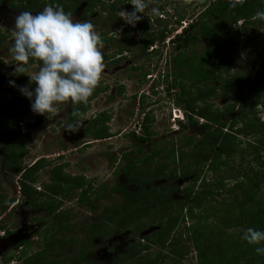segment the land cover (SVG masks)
<instances>
[{
	"label": "rangeland",
	"instance_id": "obj_1",
	"mask_svg": "<svg viewBox=\"0 0 264 264\" xmlns=\"http://www.w3.org/2000/svg\"><path fill=\"white\" fill-rule=\"evenodd\" d=\"M201 1L202 0H102L105 5H110L112 2L116 5L112 10L113 17L110 16L112 14L107 12L110 11V8H102V10H105L102 16L107 19L105 24L102 23L103 19L96 21L100 23L97 28L101 36H105V38L112 36L114 33L119 34L118 30H122V28L126 29L132 36V41L129 42V45L136 50L138 48L137 40L140 38V33L141 36H145L144 38L155 39L154 35L157 31L166 28L173 29V31L168 33L163 43L155 39L154 42H156V47H153L155 51H153L151 57L149 56L146 58L140 55L139 52L129 53L130 61L136 66H139L138 70H131V67H129L127 70L123 71V69H119L118 67L115 68L113 64H106L103 65L104 67L100 68L102 73L105 72L107 74L104 75L100 74V71L96 74L94 71L88 69V73L86 72V76L83 80L84 84L96 80L101 81L104 85L108 84L113 88L116 83L122 84L123 82L125 85H122L121 94L119 92L116 93V97H113L112 101L104 103V98H99L96 105L86 107L84 113H79L76 116V124L73 123L76 130L84 128L83 130L85 132L83 134L76 133L71 140L68 139L66 141L62 138L61 132L65 124V111L62 105H58V103H61V99H63L58 88L61 86V81L65 80L70 82L72 75H75L77 69L76 65L68 62L62 63L61 60L63 59L65 61L66 58L63 56H70L69 51H71V44L75 42L78 37L84 35V38L89 40L91 36L97 33L96 29L92 30L91 27L93 26L88 29L86 24L85 26L83 24L80 25L76 15L74 17L71 15L65 18L70 24L64 36V40L66 41L63 40L62 43L52 47L54 51L51 53L52 58L60 60L57 65L51 67L49 70L52 76H54V82L52 81L53 84H50V78L46 83H44L42 79L39 83H31L38 89H42L43 86H46L47 91H52V98L54 102L57 101L58 103L52 104V109H50V111L41 109L45 105H48L42 96L38 98L40 94L36 97L31 96L29 99L30 101L27 103L20 104L16 101H12L11 96H13V90L10 89V87L14 80L11 78L2 83L0 81V110H3L6 106L14 107L15 111L12 116H10L12 120L11 124H13V127H18L0 131V196H4L7 201L12 200L7 210L4 213L0 212V219L4 227L11 228V230H13L12 233L17 232V236L15 237H11L12 233L8 234L6 232L4 236H0L2 237L0 238V264H22L25 256L43 248L46 242L49 241V236H51L50 233L54 231L52 222H55L54 219L47 218L48 223L46 225H41L35 218H41L44 212L42 210L33 209L30 202L27 200L21 201L22 193H18L16 187L18 181L15 182L17 177H14L13 173L4 169L2 163L1 150L5 144L24 140L26 152L22 156L23 168L28 167L36 159L41 157L50 161L41 166L35 174L36 180L34 181V187L37 194L38 192L42 193L43 199L59 200L58 197L54 195L49 198L48 191L44 189V185L49 183V173L54 166L61 164V170L67 177L81 178L82 185L79 188L73 189L70 197L67 195V198H63L62 201L59 200L60 206L58 211L67 213L69 215L68 223L73 224V226H71V230H64V243L61 244L57 242L56 245H60L57 247L55 245L53 248L56 247V250L52 252H62L69 257L72 254L70 249H77L76 246L72 245L73 242L70 243V241L83 239L84 233L81 229L95 222L104 207H114L123 202V195L118 192H111V188L117 183L121 185L124 184L127 189L135 188L132 184H127L120 173L127 162L123 156L124 154H127L128 157L132 156L137 158L144 154H150L155 147L160 149L161 157L165 152V147L170 148L172 144H174L177 148L180 136L192 135L196 140L201 137L199 134L200 129L197 128L198 126L189 125L184 114H182L183 111L181 107H177L172 101V98L175 99V96L172 94H176L177 91L174 90L168 93L160 76V74L169 70L168 60L170 57L182 50L186 53L200 52L203 44L206 43V41L202 43L198 41L192 45L178 47L175 46L174 43L169 42V39L175 36V34L185 32L189 22L193 20L198 13ZM3 5L4 4L0 5V7ZM46 11L50 12L52 9L49 8ZM3 12L4 10L1 9L0 14H3ZM177 13L183 15L180 22H176L175 20ZM37 14V12H20L19 17H22V20L25 22H31V20L34 19L37 21L39 20ZM257 18L258 17L255 16L251 18L250 21L257 20ZM240 24L241 22L237 21L236 27ZM43 29L45 30L44 27ZM247 29L248 30L245 31L242 30L239 36L240 44L237 51L232 56L233 64L229 72L226 73L224 70L216 72L217 77L220 78L215 84L216 87L224 83V80L229 79L232 74L242 76V74L251 67H253V71L258 69L260 58H257V52L260 48L264 50V28L259 25L248 24ZM251 37L255 38L257 41L261 40V44L258 48H256L255 41H248ZM104 43L109 44V42ZM111 45L112 44H110V48L106 47V50H103L102 46H100L94 51V57L104 58V56L111 55L113 51ZM17 48L18 47L15 45H9L8 49L5 50L6 52H0V56L5 57L6 60H9L10 57H16L15 51ZM147 69H149L150 73L143 81V78L141 79L139 77V73H143ZM26 71L30 73L29 77L32 78L33 76L31 74H34V68L30 66ZM43 73L46 77L49 76L48 72ZM101 82L98 84H101ZM22 85L26 90H28L30 86ZM219 90L220 89H217V92ZM118 91H120V88ZM125 93L126 95H124ZM258 93V95L246 101L245 105L247 108L241 112L245 111L247 117L256 116V118L263 122L264 126V86ZM129 95H131V97H129ZM133 96H135V98ZM232 101V96L218 94L217 96L207 98L205 104H212L213 108L221 109ZM195 106V109H197L203 106V103H197ZM136 108H138L137 111ZM146 110L149 114V121L146 124L153 134L149 141L143 143V153L137 154L136 150L138 147L134 143V138H131L128 133L134 131L136 134H142L137 123L142 122L143 113L147 112ZM92 111L96 114L100 112H107V114L104 113L105 119L103 121L94 120L88 125H83L85 116L89 117ZM32 114H40L41 117L36 120L30 119ZM228 116H236L235 111L230 112ZM195 119L198 121V124L204 122L203 118L195 117ZM15 120L22 121L21 125L14 124ZM178 121H183L184 126L181 127ZM40 124H42V127L37 126ZM43 124L48 125L45 127ZM238 125L241 126L242 123ZM71 128L74 127L71 126ZM100 128H103V133L106 135H99V133H97ZM101 136L106 137L100 138ZM88 141L91 143H86ZM238 143L239 147H236V153L232 155L231 158L226 160L224 156H222L220 159L212 160L210 164L208 163V165L212 166V169L209 170L207 166H205L200 171V176L194 185L195 190L202 187L200 181L209 180L210 185L205 187V194L208 195L210 199L204 206L198 207V205H196L194 210H192L193 213L191 217L188 216L184 221L181 220L178 227H176L179 231H184L182 238L179 239L176 245V248L182 253L181 256L174 253L172 250V244L176 243H172L173 241L170 243L172 233L169 236V241L165 240L164 243H161L159 241V236L163 234V232L159 230V227L155 228V225H152L149 220L148 223L144 225V228H142L143 230L141 231L143 232L134 235H129V231H122L118 234L111 232L102 238H94V247L90 248L93 259L98 263L108 264L116 259L118 255H122L125 257L124 264H132L131 258L127 259L128 257L126 254L130 247L129 244L136 243L137 250L142 249L140 254L143 255V257L152 258L155 257L158 252L164 253L162 257L163 261L159 264H200L198 250H196L195 246L192 244V240L187 233L190 232L193 227H197L199 230H209L210 227H208V225L211 224L214 225L215 228H213L216 229V232L213 235H207L206 238L203 237V243L205 245L216 240L226 243L228 246L234 241L241 243L242 239H245L249 233L248 230H246L244 226L233 224L232 219L229 221L224 220V222L222 220L227 218L226 215H231L232 217L236 215V212L232 213L230 208L231 203L229 201L235 194L241 195V192L238 193V190L236 193L230 192V187L241 179L244 180V173H249L248 164L251 167L258 168L259 163L254 159L256 155L254 152L255 149L251 146V144H258L254 133L239 135ZM258 148L261 147L258 146ZM240 149H243V153L241 154L244 155L243 158L240 157ZM183 150H188V147ZM261 155H264V149L261 150ZM160 160L162 162L165 161L163 156ZM156 165V162H154L153 166ZM181 165L183 164H176V167L180 168ZM251 173H253V171ZM220 179H223L225 184V188L222 190L218 189L216 183ZM188 180L184 179L185 182L179 180L178 183L183 188L188 185ZM90 186L95 188V192L91 191L89 194L92 202L97 206L94 210L84 205V203H80L78 196L82 190L88 189ZM210 190H212L211 193H209ZM200 191H202V189ZM254 198L259 202L264 201V182L260 184ZM219 207L221 209H219ZM150 233L152 234L143 238L144 235ZM45 234L48 236L46 240L43 239ZM55 235L62 236V233L56 231ZM23 240H27L29 243L19 248L13 247ZM14 241H16V243H13ZM65 255H63V257ZM3 257H11V259L5 262L2 260ZM222 261H225V258L216 260V262L224 264Z\"/></svg>",
	"mask_w": 264,
	"mask_h": 264
},
{
	"label": "trees",
	"instance_id": "obj_2",
	"mask_svg": "<svg viewBox=\"0 0 264 264\" xmlns=\"http://www.w3.org/2000/svg\"><path fill=\"white\" fill-rule=\"evenodd\" d=\"M51 1L54 2V0ZM80 2H84L86 7H90L97 1L58 0V6L60 8L65 7L69 11L73 5ZM42 3L41 0L35 1L37 7ZM113 6L110 8L112 9ZM201 6V11L189 22L185 32L175 34L169 39V42L178 47L192 45L198 41L201 43L206 41V43L203 44L200 52L186 53L182 50L170 57L168 60L169 70L164 75L160 74L168 93L177 91L176 94H172L175 96L172 101L177 107H181L189 125L198 126L201 137L196 140L192 135L180 136L177 148L174 144L170 148L164 146L165 152L162 155L165 159L164 162L160 160L162 158V156L160 157V149L155 147L150 154H144L137 158L128 157L127 154H124L127 162L120 173L125 182L132 184L135 188L127 189L124 184L118 183L111 188V192H118L123 195V202L114 207H104L95 222L81 229L84 233L83 239L70 241L77 249H70L72 254L69 257L62 252H52L60 245H56L57 242L64 243V230H71V226H73V224L68 223L69 215L64 211H58L59 200L62 201L63 198H67V195L70 197L73 189L82 185L81 178L67 177L61 170V164L54 166L49 173V183L44 185V189L48 191L49 198L54 195L59 200L43 199L42 193L38 192L37 194L34 187L35 174L41 166L50 161L45 160V158L37 159L19 176L21 201L27 200L33 209L44 212L41 218H35L41 225L48 223L47 218L54 219L55 222H52L54 231L50 233L51 236H49V241L46 242L45 246L25 256L22 264H101L93 259L90 249L94 247V238H102L111 232L118 234L122 231H129V235H134L143 232L141 230L149 220L152 225H155V228L159 227V230L163 232L159 236L161 243H164L165 240L169 241V236L172 233L170 243L176 242L172 244V250L181 256L182 253L176 248V245L182 238L184 231H179L176 227L181 220L184 221L188 216L191 217L192 210L196 205L198 207L204 206L210 199L205 194V187L210 185L209 180L200 181L202 187L195 190L194 185L200 176V171L205 166L209 170L212 169V166L208 165L212 160L220 159L222 156L226 160L231 158L236 153V147H239V135H249L250 133L255 134L258 142V144H251V146L255 149L254 159L258 161L259 167L254 168L248 164L249 173H244V180L241 179L230 187V192L236 193L238 190L241 195L235 194L229 201L231 211L232 213L236 212V215L234 217L226 215L227 218L222 220L224 222V220L232 219L233 224L244 226L249 233L245 239H242L241 243L234 241L229 246L218 240L206 245L203 243V237L206 238L207 235L215 234L216 229H214L213 224L208 225L209 230H199V228L193 227L187 234L198 250L200 264H221L216 260L222 258H225V261H222L224 264H264V201L259 202L254 198L260 184L264 182V155H261V150L264 149V126L263 122L256 116L247 117L245 111L241 112L247 108L246 101L258 95V92L263 89L264 50L260 48L257 52V58H260L257 70L253 71V67H251L242 76L232 74L229 79L223 81L224 83L218 87L215 86L220 79L216 72L224 70L228 73L233 64L232 56L240 44L239 36L242 30H248V24L259 25L264 28V0H210V2L203 0ZM255 16L258 17L257 20L250 21ZM175 17L176 22H180L183 15L177 13ZM237 21L241 22L238 27H236ZM172 31L173 29L170 28L157 31L154 38L163 43L165 37ZM155 39H149L146 47L156 44ZM248 41H255L256 48L261 44V40L257 41L253 37L249 38ZM94 89V87L88 89L86 97L95 96L97 91ZM217 89L220 90L217 92ZM12 93L15 98L31 95V93L25 94L21 90L19 92L12 91ZM218 94L232 96L233 101L221 109L213 108L212 104H205L207 98ZM79 102V105L75 103L78 105V109L73 105L74 109L70 111L71 115H75L74 118L78 113L85 111V108L81 109V105L88 103L85 100ZM200 102L203 103V106L195 109V105ZM14 111L15 109L9 107L0 112V131L10 130L13 127L10 116ZM232 111H235L236 116H228ZM40 117V114H32L30 119ZM195 117L203 118L204 122L198 124ZM104 119L105 114H100L96 120L103 121ZM148 121L149 114L147 111L144 113L139 126L142 134H136L134 131L128 133L131 138H134V143L138 147L137 154L143 153V143L152 137L153 133L146 124ZM21 123L22 121L18 120L14 122L17 125H21ZM239 123L242 125H238ZM178 124L181 127L184 126L183 121H178ZM97 133L106 135L103 133V128H100ZM105 137L101 136L100 138ZM186 147L188 150H183ZM25 152L24 140L5 144L2 148L4 169L16 174L20 173L22 171V156ZM239 153L240 157L243 158L244 155H241L243 149H240ZM154 162H156V166H153ZM179 163L183 165L177 168L176 164ZM252 171L253 173H251ZM184 179H189L188 185L182 188L178 182L179 180L184 181ZM216 183L218 189L225 188L223 179ZM201 189L202 191H200ZM91 191L95 192V188L90 186V188L82 190L78 196L80 203H84L94 210L97 206L91 200L89 195ZM11 201L0 196V212L4 213ZM220 207L219 209H221ZM0 227L7 230L2 223H0ZM56 231L61 232L62 236L55 235ZM6 232L9 234L11 230ZM152 233L144 235L143 238ZM43 237L44 240L48 238L47 234ZM28 243L27 240H23L13 247L19 248ZM55 245L56 247L53 248ZM129 246L126 255L127 259L131 258L132 264H159L163 261L164 253L158 252L155 257L148 258L140 254L142 249L137 250L136 243H131ZM63 255L65 256L63 257ZM10 259L11 257L2 258L5 262L10 261ZM124 259V256L118 255L108 264H124Z\"/></svg>",
	"mask_w": 264,
	"mask_h": 264
},
{
	"label": "flooded vegetation",
	"instance_id": "obj_3",
	"mask_svg": "<svg viewBox=\"0 0 264 264\" xmlns=\"http://www.w3.org/2000/svg\"><path fill=\"white\" fill-rule=\"evenodd\" d=\"M35 1L36 0H0V5L4 4L0 7V10H4L3 14H0V52L7 50L9 45H15L18 47L15 51L16 57H10L9 60H6L5 57L0 56V81L2 83L5 80H10L12 78L14 82L10 89L17 92L21 90L25 92V94L31 93L30 96H23L21 98H15L12 93V101H16L20 104L27 103L28 101H30L29 99L31 98V96L36 97L38 94H40L38 98L42 96V98H44L46 104L48 105H45L41 109L50 111V109H52V104L58 103L57 101L54 102L52 98V91H50V94V92L47 91L46 86H43L42 89H38L31 83H39L41 79L44 83H46L50 78V84H53L54 76H52V73H50L49 70L51 67L57 65L60 60H55L52 58L51 53L54 52L52 47L56 44L62 43L64 40V36L66 35L67 31L66 29L68 26H70L65 18L70 17L71 15L74 17L76 15L77 21L80 25L83 24L85 26L86 24L88 29L93 26L91 27L92 30L96 29L97 31V33L91 36V38L89 37V40H86L84 38V35L78 37L77 40H75V42L71 44V51H69L70 56H63L66 59L65 61L63 59L61 60L62 63L68 62L70 64L76 65L77 69L76 73L74 72L75 75H72L70 82L63 80L61 81L60 88H58V91L61 92V95L63 96V99H61V103H58V105H62V108L65 111V124L62 127L61 133L62 138L67 141L68 139H73V135H75L76 133L83 134L85 132L83 130L84 128L76 130L74 125L76 124V119L74 118L75 115L70 114V111L74 109L73 105H75V103L79 105L80 100H82L83 102L85 100V102H88L89 104L84 103V105H81V109H84L88 106L90 107L92 105H96L97 101H99V98H104V103L110 102L112 101L113 97H116V93L119 92L121 94V88H123L122 85H125V83L123 82L122 84L116 83L113 88L108 84L104 85L101 81L96 80H92L93 82L89 81V83L84 84L83 80L86 76V72L88 73V69L98 74L100 68L104 67L103 65L113 64L115 68L118 67L119 69H123V71L127 70L129 67H131V70H138L139 66H136L133 62L130 61L131 59L129 57V53L139 52L140 55L148 58L149 56L151 57L153 55V51L155 50L152 48V45L149 46L151 48L146 47L149 39L144 38L145 36H141V33L140 38H136L138 39V48L136 50L131 48L129 42L132 41V36L130 35L129 31L123 28L122 30H118L119 34L114 33L108 38H105V36H101L97 28L100 23L96 21L103 19L102 23L105 24L107 22V19L102 16V13L105 12V10H102V8H110L112 5H114L113 8H110V11L107 12L109 14H112L110 16L113 17L112 10L116 7L114 2H112L110 5H105L102 0H96L97 2L90 7H86V4L84 2H80L79 4L73 5L68 11L65 7L60 8L58 6V0H54V2H52L51 0H41V2L43 3L39 7L35 5ZM207 1L210 2V0ZM49 8L52 9V11H46ZM201 9L202 6H200L198 12H200ZM20 12H37V17L39 18V20L36 21V19H34L31 20V22H25L24 20H22V17H19ZM43 27L45 28V30L43 29ZM104 42H109V44H105ZM110 44H112L111 47L113 48L111 55L104 56V58L94 57L95 50H97L100 46H102L103 50H106V47L110 48ZM153 45L156 47V44ZM30 66L34 68V74H31L33 76L32 78L29 77L30 73L26 71V69ZM43 72H48L49 76L46 77ZM149 73L150 71L149 69H147L145 70V72L139 73V77L141 79L143 78L144 81ZM100 74L107 75L105 72L102 73L101 71ZM162 75H164V73H162ZM99 82H101V84H98ZM22 84L30 85L28 87V90H26ZM92 87H94V90L97 91L96 95H89L88 97H86L87 90ZM119 88L120 91H118ZM124 95H126V93ZM129 97H131V95H129ZM133 97L135 98V96ZM78 105H75L77 109ZM9 107L11 109H15L12 106H6L4 109H7ZM137 109L138 108H136V111ZM84 112H81L80 114ZM104 113L107 114V112H100L96 114L92 111L89 117L85 116V122H83V125H88L89 123L99 118L100 114ZM43 125L47 127L48 124ZM137 125L140 126V122H138ZM37 126L42 127V124ZM71 126L74 128H71ZM13 128L18 127L14 126ZM86 143L91 142L88 141ZM28 167H22V171L18 174L11 171L10 172L13 173L14 177H17V180H19L20 174ZM17 180H15V182ZM17 185H19L18 182Z\"/></svg>",
	"mask_w": 264,
	"mask_h": 264
},
{
	"label": "clouds",
	"instance_id": "obj_4",
	"mask_svg": "<svg viewBox=\"0 0 264 264\" xmlns=\"http://www.w3.org/2000/svg\"><path fill=\"white\" fill-rule=\"evenodd\" d=\"M38 159H39V158H38ZM36 160H37V159H36ZM36 160H35V161H36ZM35 161H34V162H35ZM34 162H33V163H34ZM17 181H18V180H17ZM17 189H18V193H21V191H20V186H19V185H17ZM0 223H2V220H0ZM6 228H7V227H6ZM0 229L4 230V232H6L7 230H11V228H7V230H6L5 228H1V227H0ZM12 232H13V230H11V233H12ZM6 233H7V232H6ZM3 236H4V235H3ZM0 238H2V237H0ZM6 264H7V263H6Z\"/></svg>",
	"mask_w": 264,
	"mask_h": 264
},
{
	"label": "built area",
	"instance_id": "obj_5",
	"mask_svg": "<svg viewBox=\"0 0 264 264\" xmlns=\"http://www.w3.org/2000/svg\"><path fill=\"white\" fill-rule=\"evenodd\" d=\"M5 234L4 230L0 229V236H3Z\"/></svg>",
	"mask_w": 264,
	"mask_h": 264
},
{
	"label": "water",
	"instance_id": "obj_6",
	"mask_svg": "<svg viewBox=\"0 0 264 264\" xmlns=\"http://www.w3.org/2000/svg\"><path fill=\"white\" fill-rule=\"evenodd\" d=\"M17 233V232H16ZM16 233H12L11 237H15L17 236ZM10 237V236H9ZM17 241V240H16ZM16 241H14L13 243H16Z\"/></svg>",
	"mask_w": 264,
	"mask_h": 264
},
{
	"label": "bare ground",
	"instance_id": "obj_7",
	"mask_svg": "<svg viewBox=\"0 0 264 264\" xmlns=\"http://www.w3.org/2000/svg\"><path fill=\"white\" fill-rule=\"evenodd\" d=\"M155 47V46H152V48ZM183 114V113H182Z\"/></svg>",
	"mask_w": 264,
	"mask_h": 264
}]
</instances>
